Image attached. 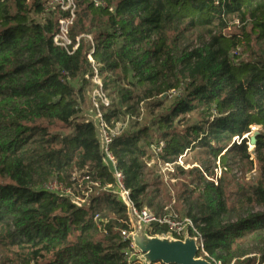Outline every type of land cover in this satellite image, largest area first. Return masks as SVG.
Listing matches in <instances>:
<instances>
[{"label": "trees", "instance_id": "16d2710c", "mask_svg": "<svg viewBox=\"0 0 264 264\" xmlns=\"http://www.w3.org/2000/svg\"><path fill=\"white\" fill-rule=\"evenodd\" d=\"M50 1L0 0V264H128V211L102 190L114 177L83 114L96 70L113 98L100 105L107 125L136 118L110 145L135 205L162 214L159 165L170 164L201 255L264 264V0H78L73 54L54 43L67 12ZM238 162L257 181L235 183ZM76 172L99 187H79ZM53 181L96 192L78 206L46 189Z\"/></svg>", "mask_w": 264, "mask_h": 264}, {"label": "built area", "instance_id": "2783aa9c", "mask_svg": "<svg viewBox=\"0 0 264 264\" xmlns=\"http://www.w3.org/2000/svg\"><path fill=\"white\" fill-rule=\"evenodd\" d=\"M96 5H105L100 0H92ZM78 8V0H51L48 4V9H60L62 11L67 12L66 17H62L58 21V31L54 35V43L57 46L65 48L68 53L73 54L76 49L79 47V42L81 37H77L76 43H73V40L70 37V28L74 23L75 17H76V11ZM47 9V10H48ZM84 36V35H83ZM87 37L92 41L90 35H87ZM92 51H94V48H92ZM89 60L94 63V59L92 56V53L88 55ZM94 82L99 86L95 89V97H94V104L97 108L98 115L100 118V129H101V144H102V150L104 153V162L110 167L113 177H114V183L107 185L103 187L102 190L112 192L127 208L128 215H129V225L132 230H122L121 235L124 238V240H129V248L127 249L125 253V257L127 259L128 264H136V262H140L143 264V262L140 260V256L142 253L140 250L136 247L133 236L135 233V227L136 222L142 225L145 230L149 233L153 226H166L168 228L167 233L160 234L161 236H171L178 239H184V236L186 233H189L191 236H194L197 238V245L199 248V252L203 253L205 255H208L205 251V244L204 239L199 232L197 225L194 223V221L185 216L179 215L176 211H170L163 214H157L151 209L145 207V208H138L131 196V191L129 188L126 187L125 184V176L121 169L118 167V162L113 153L110 151V145L113 140L114 136H117L120 134L118 131V127L114 126L111 127L107 125V123L103 120L102 114L100 112V105H109L110 102L108 100V97L106 96L104 90H103V83L98 76V72L96 70V74L94 76ZM174 93V91H173ZM163 147V143L161 142L158 147H153L154 151L161 150ZM182 158H180V163ZM170 164H160L159 167L162 171L163 167L167 168L170 167ZM253 174H255V170L252 171ZM222 173V168L218 167L216 168V178L219 177ZM82 174L83 176H80ZM73 178L76 179L77 184L79 187L84 181H88L91 183L93 187L98 188L99 184L96 182H92L90 176L87 172H76L73 174ZM46 189L49 191L57 192L61 195L71 196L74 203L78 206H82L86 203V199L89 197V194L92 192V190H89L86 192V198H80L77 196H74L72 193L71 188H65L62 184H59L57 181L50 182L46 185ZM95 220L99 221V215H96ZM213 264H223L221 261H213Z\"/></svg>", "mask_w": 264, "mask_h": 264}, {"label": "rangeland", "instance_id": "374dc122", "mask_svg": "<svg viewBox=\"0 0 264 264\" xmlns=\"http://www.w3.org/2000/svg\"><path fill=\"white\" fill-rule=\"evenodd\" d=\"M238 30H239V28L237 25H232L231 28L229 29V31H233V32H237ZM87 35H90L91 38L93 37L91 34H84V36L82 35V37L91 43L92 41L87 37ZM92 40H93V38H92ZM101 81H102V79H101ZM96 88L97 87H94V85H92L88 88V95H87L86 101L83 103L82 106H83V114L86 116V118L94 121L95 124L97 125L99 138L101 139V129L99 126L100 125V118H99L98 112L94 109V106H93L94 97H95L94 92H95ZM105 94L108 97L106 92H105ZM108 100L111 104L113 101V98L108 97ZM141 113L142 114L139 118V121L142 124V123H144V120H142V118L147 116V111L145 109H142ZM135 119L136 118L123 117L120 120V122L117 123L115 126L118 127V131L121 133L124 130H127L129 128V126L133 123V121H135ZM258 130H259L258 127H253V133L251 134V136H253ZM153 131H155V130H153ZM153 147H151L150 150L153 151ZM252 148L253 147L250 145V149H252ZM191 166H192L191 164L185 165L186 168H189ZM234 167L239 169V170H237L238 177L234 175L235 183H239L240 185L241 184L250 185L254 181H257V178H258L257 175L253 174L249 170L250 165H247L246 163H239L238 162L236 165L233 166V168ZM174 171L175 170H174V167L172 165L170 167H167V168L163 167V169L161 171L162 172V181H163L162 185L160 186V189H161L160 201H162V206H163L162 214L166 213V212H170L172 210L176 211L178 214L180 212L182 213V208H181L180 202H178L177 196L179 193V189L183 183V179L182 178H177V179L170 178V176H171L170 173L173 174ZM95 192L96 191H93L91 193H95ZM138 249L142 253L141 249L140 248H138ZM198 255L203 257L200 252ZM203 258H205V257H203Z\"/></svg>", "mask_w": 264, "mask_h": 264}, {"label": "water", "instance_id": "95a60500", "mask_svg": "<svg viewBox=\"0 0 264 264\" xmlns=\"http://www.w3.org/2000/svg\"><path fill=\"white\" fill-rule=\"evenodd\" d=\"M255 144L256 139L253 135L250 145L254 147ZM135 222L133 241L136 247L142 251L140 260L143 264H213L208 259L198 255L197 238L189 233H186L184 239L150 235L136 219Z\"/></svg>", "mask_w": 264, "mask_h": 264}]
</instances>
